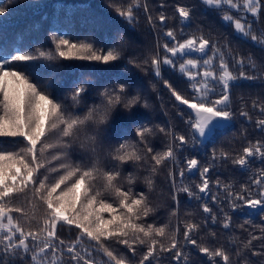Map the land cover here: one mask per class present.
Returning a JSON list of instances; mask_svg holds the SVG:
<instances>
[{
	"label": "snow or ice",
	"instance_id": "1",
	"mask_svg": "<svg viewBox=\"0 0 264 264\" xmlns=\"http://www.w3.org/2000/svg\"><path fill=\"white\" fill-rule=\"evenodd\" d=\"M200 3L218 14L238 40L264 52V0ZM12 6V0H0V19ZM107 7L131 29L138 26L142 8L157 33L156 50L130 57L127 65L163 81L187 134L171 123L152 125L137 114L122 115V110L150 104L140 89L130 94L133 77L123 74L127 65L117 71L124 57L114 44L105 50L94 41L73 42L67 34L53 32V46L47 51L0 48V264H190L189 246L207 257L208 264H233V258L235 264H257L253 258L264 257V223L253 222L256 217L264 221V167L250 171V165L255 160L264 164V140L249 141L234 155L213 147L204 163L189 153L215 145L232 128V92L246 81L264 83V59L258 62L252 53L241 54L228 34L214 38L202 29L198 35L185 32L193 12L186 6L176 7L179 33L167 26L163 12L157 15V25L147 0H108ZM37 60L95 65L60 81L50 75L42 85L40 69L49 65L37 68L32 63ZM165 67L186 78L187 94L163 78ZM69 85L70 92L61 98L58 89ZM152 89L159 99L155 83ZM252 107L264 116V99H254ZM239 115L252 119L247 111ZM255 127L264 132V118L256 119ZM229 161L250 173L239 190L218 176L212 179L210 169ZM129 166L134 171L125 175ZM165 167L170 202L163 205L167 217L161 218V205H153L150 193ZM197 173L194 190L185 180ZM141 181L147 192L136 190ZM181 194L189 204H199L201 223L181 219ZM234 215L245 218L239 227L253 225L261 235L249 233L251 239L235 249L199 242L197 235L209 219L227 231ZM65 228L75 233L70 241L59 235ZM255 240L262 241L258 250L253 249Z\"/></svg>",
	"mask_w": 264,
	"mask_h": 264
},
{
	"label": "trees",
	"instance_id": "2",
	"mask_svg": "<svg viewBox=\"0 0 264 264\" xmlns=\"http://www.w3.org/2000/svg\"><path fill=\"white\" fill-rule=\"evenodd\" d=\"M4 2L8 3V0H4ZM123 2L126 3L127 0H123ZM143 3L144 0H141V4ZM147 3L157 25H159L157 15L163 12L168 17L167 26L174 28L179 33L181 25L176 7L186 6L192 8L193 12L190 25L184 28L185 32L198 35L199 29H202L205 35L211 33L214 38L228 34L233 48L238 49L241 54L252 53L258 62L264 59V52H261L260 49L250 43L238 40L232 29L222 23L219 15L206 10L201 5L200 0H147ZM107 4L108 0H12V5L14 6H12L10 13L0 19V48L22 46L24 50L31 49L33 53L37 49L47 51L53 46L51 40L53 32L67 34V37L71 38L73 42L94 41L98 48L103 47L105 50L106 47H111L113 44L118 46L123 51L124 58L117 62L119 64L117 71L125 69L127 60L130 57H144L149 53H154L157 45V33L150 29L142 8L139 13L138 26L131 29L129 25L116 16V13L111 8L107 7ZM262 21H264V17H262ZM160 42L162 43L163 41L161 40ZM161 54H163L162 49ZM32 63L37 68L41 64L49 65L40 69V82L42 85L49 79L50 75H55L56 80L60 81L61 79L78 75L81 70L93 68L95 65V62L75 60L54 62L37 60ZM100 67H103V65H100ZM127 69L123 74L133 77V90L130 94L135 95L136 89H140L148 98L150 107L136 106L131 112L122 110V115L124 117H132L133 114H137L138 118H143L145 122H151L152 125L171 123L177 131L187 134L186 125L175 115V109L172 107V98L167 89L163 87V81L154 80L151 75H146L139 68H134L132 65H127ZM162 75L164 79H168L182 93L187 94L190 91L187 89L186 78L181 77L179 73L165 67ZM153 83L156 84L159 90V99L156 92L152 89ZM243 85V87L234 89L232 92V107L236 113L232 128L219 136L215 145L208 144L204 150L192 152L189 155H196L204 163L209 159L213 147L217 150L223 148L234 155L240 152L242 147L246 146L249 141L254 143L257 139L264 140V132L255 127L256 119L264 118V116L260 115L258 109L252 107L254 99H264V83L246 81L243 82ZM70 90L71 85L58 89V93L63 98ZM162 104L163 107H161ZM242 110L249 113L252 118L251 121L239 115ZM165 112L168 115H165ZM130 128L134 130L135 124H130ZM160 139L163 141L165 138L161 137ZM157 143L161 148L163 147L160 141H157ZM261 167H264V164L259 160H255L250 165V171H255ZM131 171H134V169L129 166L124 174L127 175ZM167 171L168 169L165 167L161 174L157 176L156 189L150 193L153 205H161L158 209L161 218L167 217V212L163 205L170 202L168 181L166 179ZM210 172L212 173V179L218 176L223 183H232L235 186V190H239L241 183L249 182L248 176L250 173L242 172L239 166H233L230 161L227 164L218 165L216 170L210 169ZM194 182H199L198 173L196 177H189L185 180V183L192 184L194 190H196ZM135 188L137 191L143 190L147 192V188L142 181L138 182ZM180 201L181 219H193L197 223H201L203 213L202 209L199 208V204L195 200L189 204L186 194H181ZM187 212H193L195 215L185 217ZM244 219L243 216L234 215L232 228L227 231L223 230L219 223L214 226L211 225L209 219L207 221L208 227L202 228L197 235V239L199 242L209 246L224 245L228 247L231 244L233 249H235V247L240 245L241 241L251 239L249 233L256 236L261 235L259 228L253 225L245 224L243 228L239 227V225L244 224ZM149 222L151 221L149 220ZM262 223L264 221H261L259 217H256L253 222L254 225ZM213 231L216 233L215 238L210 236ZM59 235L62 239L70 241L74 238L75 233L70 234L65 228L59 231ZM261 243V240L253 241V249L258 250ZM120 247L123 249V246ZM189 248L191 249L190 264H208L207 257L199 253L194 246H189ZM248 254L250 256V252ZM128 255H131V253H128ZM139 256L140 254L138 253L137 259H139ZM253 259L257 261V264H264V257H255ZM164 264H168V261L165 260ZM233 264H235V258H233Z\"/></svg>",
	"mask_w": 264,
	"mask_h": 264
}]
</instances>
